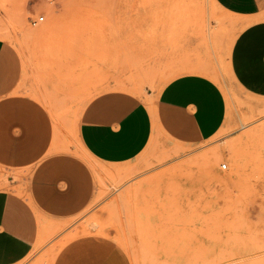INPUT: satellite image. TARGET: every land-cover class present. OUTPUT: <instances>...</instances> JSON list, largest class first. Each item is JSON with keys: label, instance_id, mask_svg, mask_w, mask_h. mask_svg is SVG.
<instances>
[{"label": "rangeland", "instance_id": "obj_1", "mask_svg": "<svg viewBox=\"0 0 264 264\" xmlns=\"http://www.w3.org/2000/svg\"><path fill=\"white\" fill-rule=\"evenodd\" d=\"M39 13L44 21L30 24ZM242 26L214 0H0V100L13 101L6 122L18 139L27 113L23 140L45 149L21 168L0 159V189L31 200L36 166L57 160L64 164L50 170L57 180L43 182L47 195L88 199L71 216L37 209L39 242L18 264H52L70 240L108 252L105 262L120 253L121 264H264V96L229 64ZM191 72L214 79L225 96L224 122L208 140H155L123 164L101 163L77 147L76 124L94 96L129 91L154 117V95ZM40 113L50 129L49 113L67 148L44 139ZM3 124L2 111V151Z\"/></svg>", "mask_w": 264, "mask_h": 264}, {"label": "crops", "instance_id": "obj_2", "mask_svg": "<svg viewBox=\"0 0 264 264\" xmlns=\"http://www.w3.org/2000/svg\"><path fill=\"white\" fill-rule=\"evenodd\" d=\"M214 2L219 9L238 17L243 25L229 49L230 70L231 66L239 69L242 81H248L259 90L257 94L264 96V0ZM5 52L6 44L0 39V64ZM222 91L207 75L192 72L179 75L154 95V117L145 99L137 94L125 90L102 92L90 99L80 113L76 124L77 147L101 163L123 164L139 156L155 140L166 139L171 144L182 145L206 141L216 134L225 119L226 101ZM11 103L12 100H0V116L3 111V129L7 132L3 134V142L6 140L7 144L3 145V151L0 150V159L7 166L21 168L33 164L45 149L43 145H30L23 140L27 137L28 114L25 112L18 123L21 134L18 139L13 138L15 125L11 118L6 122L7 106ZM40 115L47 128L46 114ZM47 119L50 129L44 130V139L46 137L49 145L67 148V141L61 140L49 113ZM63 164L45 160L36 166L31 200L17 190L0 189V264H18L37 246L40 217L37 209L64 217L84 208L88 200L86 195L74 203L72 198L63 202L48 196L44 189L46 183L43 182L59 177L50 170ZM70 196L71 192L67 197ZM81 244L75 240L66 242L52 264H95L96 256L100 264H121L120 253L113 254L105 262L108 252H86Z\"/></svg>", "mask_w": 264, "mask_h": 264}, {"label": "built area", "instance_id": "obj_3", "mask_svg": "<svg viewBox=\"0 0 264 264\" xmlns=\"http://www.w3.org/2000/svg\"><path fill=\"white\" fill-rule=\"evenodd\" d=\"M44 2H52L53 0H43ZM45 16L41 13L37 15H33V17L29 18V23L32 25H36L42 23L44 21ZM221 169H226V164L221 165Z\"/></svg>", "mask_w": 264, "mask_h": 264}, {"label": "bare ground", "instance_id": "obj_4", "mask_svg": "<svg viewBox=\"0 0 264 264\" xmlns=\"http://www.w3.org/2000/svg\"><path fill=\"white\" fill-rule=\"evenodd\" d=\"M42 8H45L46 9V11L48 10V12H53V9L52 8H48V7H46V6H44L43 5V7ZM42 8H39L38 10H42ZM206 9V8H205ZM55 10V9H54ZM208 38V37H207ZM118 86V85H117ZM120 86V85H119ZM138 89V88H137Z\"/></svg>", "mask_w": 264, "mask_h": 264}]
</instances>
